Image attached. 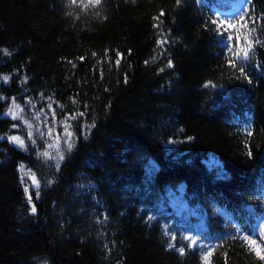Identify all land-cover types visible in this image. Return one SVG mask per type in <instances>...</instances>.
Segmentation results:
<instances>
[{"label": "trees", "instance_id": "1", "mask_svg": "<svg viewBox=\"0 0 264 264\" xmlns=\"http://www.w3.org/2000/svg\"><path fill=\"white\" fill-rule=\"evenodd\" d=\"M241 4L0 0V136L27 144L0 140V264H264L242 239H264V0ZM238 12L262 42L251 83L210 25ZM12 98L25 119L84 113L58 169L37 156L50 140L3 116ZM20 164L40 182L32 203Z\"/></svg>", "mask_w": 264, "mask_h": 264}, {"label": "snow or ice", "instance_id": "2", "mask_svg": "<svg viewBox=\"0 0 264 264\" xmlns=\"http://www.w3.org/2000/svg\"><path fill=\"white\" fill-rule=\"evenodd\" d=\"M177 4H180L181 0H176ZM198 2H201V0H198ZM249 0H242L240 12H244V4H247ZM72 3H76V0H72ZM90 3L92 4H99L100 0H90ZM240 12H238L236 15L239 17V20L236 22H231L220 19L217 20H211L210 25L214 26L213 31L216 33L218 39L220 42H222L225 46V50L228 53L226 57V62L231 69H235L239 72V76L237 79H249L248 74L245 71V65L252 62V52L254 49V44H260L262 43L258 37L255 39L252 38V34L255 32V27L252 28L248 27V21L244 19V16L240 15ZM161 15H163V12H161ZM159 19V18H156ZM256 20H252V24L255 25ZM209 24H206V27L210 26ZM235 33V35H233ZM235 41V43H233ZM164 43H166V40L158 41V45L162 46ZM5 55H11V53L8 52L7 49L0 50ZM95 55V54H93ZM81 60L84 59L83 57L80 58ZM116 63H119V60L116 61ZM147 63V61H146ZM169 67L172 66L171 60H169ZM75 67V65H73ZM9 76H0V80L3 82H7L9 80ZM27 80V77H25V82ZM249 83H251V80L249 79ZM211 84V82H209ZM207 86V85H206ZM0 99H5L4 97H0ZM75 103V101H73ZM32 104L31 100H28L26 102V106ZM35 106L33 105V108ZM49 111L45 112L44 109H40L37 111H34L30 114L29 119L24 118V110L23 108L16 104L15 98H12L11 106L3 113L4 117H10L13 121H20L19 124L13 123L11 125L12 129L17 128H25L26 129V135L28 142H30L32 145L36 144V139L39 138L41 140L47 138L51 141V143L48 144V150H45L43 152H37V156L45 161L47 160H57L56 167L59 168V161H62L64 159L63 154L60 151V141L63 140L64 144L66 145V150L71 151L74 147V140H73V133L70 131L71 124L69 121L77 119L78 116H83L84 113L79 114H72L69 116H66L63 120L59 121L60 125L63 127L62 133H57L55 131V125L57 123L56 121V111L52 108V104L49 103L47 105ZM62 107V106H60ZM49 115H51L52 118V125L49 126ZM95 124L89 126L88 131L91 130V127H94ZM0 140H5L8 143L13 144L18 149L22 151H27V144L25 143V139L21 137L20 135H4L0 136ZM56 149V155H53L50 151L51 149ZM18 171L20 172V182L24 185V192L26 194V199L29 203H32V194L29 190V181L31 184L32 190L36 193V198L39 199L40 196V182L36 177V174L31 171V169H26L23 164H20L18 167ZM49 185L51 184V181L47 182ZM36 207L35 204H32L31 207V213L33 215L36 214ZM149 219H152L151 217ZM166 236H169L170 240L175 241L176 237L174 235H171L167 230H165L164 233ZM184 239H189L190 244L187 245V247H201L203 248V245H200L199 242L194 238L184 237ZM245 242L248 243L250 246V249L255 252L256 256H258L261 260H264V239L260 240L258 243L257 240L251 239L248 236H244L242 238ZM169 248H174L179 254L183 255L185 252L184 247L175 248L174 243L168 244ZM207 257H205V260Z\"/></svg>", "mask_w": 264, "mask_h": 264}, {"label": "rangeland", "instance_id": "3", "mask_svg": "<svg viewBox=\"0 0 264 264\" xmlns=\"http://www.w3.org/2000/svg\"><path fill=\"white\" fill-rule=\"evenodd\" d=\"M51 125H52V123H51ZM55 131L57 132V133H62L63 132V127L60 125V123L57 121V123H56V125H55ZM62 141V140H61ZM60 141V142H61Z\"/></svg>", "mask_w": 264, "mask_h": 264}]
</instances>
